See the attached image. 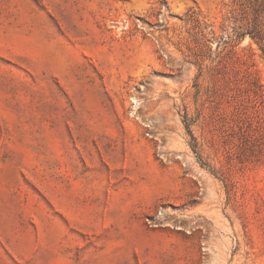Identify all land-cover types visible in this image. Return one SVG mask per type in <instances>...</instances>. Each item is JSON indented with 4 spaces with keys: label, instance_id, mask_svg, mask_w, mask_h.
Listing matches in <instances>:
<instances>
[{
    "label": "rangeland",
    "instance_id": "374dc122",
    "mask_svg": "<svg viewBox=\"0 0 264 264\" xmlns=\"http://www.w3.org/2000/svg\"><path fill=\"white\" fill-rule=\"evenodd\" d=\"M0 264H264V0H0Z\"/></svg>",
    "mask_w": 264,
    "mask_h": 264
}]
</instances>
